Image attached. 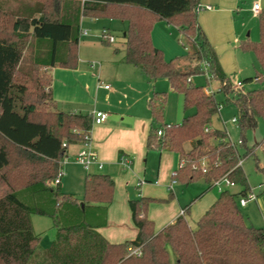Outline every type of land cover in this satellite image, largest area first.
Segmentation results:
<instances>
[{
    "label": "trees",
    "instance_id": "1",
    "mask_svg": "<svg viewBox=\"0 0 264 264\" xmlns=\"http://www.w3.org/2000/svg\"><path fill=\"white\" fill-rule=\"evenodd\" d=\"M8 1L9 9L7 0H0V264H264V228L247 224L238 208L239 198L250 190L238 160L250 150L240 157L226 130L210 127L222 102L194 84L191 76L203 74L201 62H208L218 92L236 107L241 133L264 120V86L245 90L231 85L198 24L199 0H50L30 7L22 0ZM82 17L126 20L123 61L135 66L147 82L166 78L171 89L182 94L184 115L170 126L162 120L165 93L154 91L147 100L153 126L146 146L178 153L172 180L188 184L202 177L210 188L216 179L226 177L242 186L237 192L219 191L196 228L191 229L180 214L155 231L146 214L150 199L140 197L128 200L135 237L110 242L98 228L107 222L112 177L86 174L81 198L52 183L67 146L87 141L92 114L57 110L51 78L48 74L41 83L38 70L76 67ZM256 17L258 40L238 43L240 50L253 52L259 66L245 80H260L264 74V9ZM156 20H165L182 33L185 60L177 61L179 56L167 60L152 44ZM30 36L46 50L43 57L36 55L31 72L23 73L17 66ZM43 95L50 108L43 106ZM158 129L163 133L157 134ZM187 141L190 147L185 150ZM201 157L204 171L199 167ZM31 214L50 216L56 229L52 244L42 252L36 250L39 237ZM128 247H139L140 253L130 254Z\"/></svg>",
    "mask_w": 264,
    "mask_h": 264
},
{
    "label": "rangeland",
    "instance_id": "2",
    "mask_svg": "<svg viewBox=\"0 0 264 264\" xmlns=\"http://www.w3.org/2000/svg\"><path fill=\"white\" fill-rule=\"evenodd\" d=\"M36 1L47 2L50 0H22V3L30 7ZM254 2L259 3L260 10L264 9V0H262V3L261 0H226L220 2L221 4L216 0L210 2H202L199 0L201 7L197 13L198 24L207 36L216 55L217 62L228 76L231 85L236 87V82L241 81V87L245 90L264 86V74L260 80H245L246 78L254 76L259 71V66L253 52L240 50L238 44L233 41L235 38L240 40L248 38L251 41L258 40L259 30L257 18L256 14L251 11ZM8 3L9 1L7 0L5 4L7 9L11 7L10 3ZM206 5H210V9L217 10V12H209V9L204 8ZM202 19L205 20L209 33L201 26L200 20ZM79 24L81 31L76 50L78 57L77 64H80L82 70L89 71L90 76L88 75L87 77L92 78L90 80L91 87H93V95L95 89H97L98 105H108L110 108H106V110L112 112L116 109L122 110L130 102H135L136 97L141 93L147 105V100L152 96V91L164 92L166 99L162 114L163 122L175 124L181 121L183 116L182 94L172 92L169 88L168 80L163 77L157 78L153 83L141 82L140 79L137 80L135 78L136 70L133 68L135 66L122 61L124 44L120 39L124 38L125 27L123 25H126L125 20L116 18L109 20L107 17L98 19L82 17ZM103 26H109L110 33L116 37L115 42H104L105 40L101 36ZM151 40L153 45L158 46L162 50L165 59L169 60L179 56L176 59L177 61L185 60L184 55L186 54V50L183 45L185 38L174 25L167 23L165 20H156L151 29ZM45 50L46 45L44 43L39 44L32 36L28 37L17 70L23 73H30L36 55L39 54L40 57H43ZM99 64L103 65L101 73L98 71ZM124 67L131 69V77L133 81L140 83V89L130 81L128 73H125L123 70ZM115 71H117V77L119 78L118 88L122 93L118 94L119 96L113 95L108 99L106 93L111 87L105 90L102 84H108L109 86L111 84L113 86L110 76ZM38 72L42 77L40 82L44 83L45 77H48L45 67H41V70H38ZM97 78H100L103 82H99ZM191 80L194 84L201 85L202 87H206L207 85L211 86L214 89L215 98L222 102L219 114L214 115L210 127L226 130L229 140L235 144L240 157L247 150H250L241 159V168L245 174L249 189L256 193L258 198L264 199V120L260 118L255 127L241 133L237 121L231 120V118L236 117L235 106L232 102H226L225 95L218 92V82L214 78L207 80L205 74H195L191 76ZM43 101L45 108L51 107L50 100L44 95ZM89 105L93 107V103ZM89 105L86 103L81 104V112H86L90 108ZM57 108L61 110V107L58 105ZM67 110L69 111L70 109H66L65 111L67 112ZM95 125L93 123L92 127ZM151 126L153 125L150 121L148 129ZM87 135L91 137L90 130L87 131ZM209 141L212 140L210 139ZM77 146L76 144H70L68 154L61 158L60 169L63 175L60 180V185L63 192L71 193L77 198H81L84 193L85 175L98 169L93 167V165H90L89 169H84L76 161L75 152ZM183 146L185 150L189 149L190 142H185ZM145 150L146 153L140 159V162H137V158L120 153L118 160L109 163L110 173L108 172V174L111 175L115 182L112 203L114 205L117 204L118 207L122 206L120 210L123 212L127 204L126 197L131 199L136 198L137 194H139V198L146 197L150 199L148 207L152 205L151 203H155L154 205L163 208L174 201L179 209L178 201L182 204L190 202L189 209L185 213V218L191 228H196L197 221L202 214L201 212H204L209 206L205 205L207 207L201 209L204 208L202 206L205 201L211 199L210 202H212V199L214 201L219 194L217 184L213 185L201 196H197L205 187L202 177L186 185L179 181H171L169 177L171 171H169L167 180L161 181L156 175L159 164L161 161L169 163L173 160L177 164L178 160L175 152L162 147L148 148L146 146ZM122 155L128 159V166L123 165L121 162L120 158ZM205 164L204 157H201L199 167L202 169L205 167ZM98 172H105V169L98 170ZM114 176H116V179ZM219 186L221 189H227L233 192L242 189V186L238 183L225 185L223 181ZM169 188L172 190V194ZM148 207L147 209H149ZM238 208L247 224L264 227L263 219L254 201H248L246 206H241L238 203ZM113 218L112 216L111 219L113 220ZM113 222L110 221L111 226H113ZM31 224L34 233L39 237L36 250L42 252L52 244L55 239L56 229L53 226L51 217L46 215L31 214ZM110 224L108 223L109 226ZM128 226L130 227L129 224Z\"/></svg>",
    "mask_w": 264,
    "mask_h": 264
},
{
    "label": "crops",
    "instance_id": "3",
    "mask_svg": "<svg viewBox=\"0 0 264 264\" xmlns=\"http://www.w3.org/2000/svg\"><path fill=\"white\" fill-rule=\"evenodd\" d=\"M201 1L210 2L212 0H201ZM216 1H219L220 3L226 0H216ZM261 3H262V0H261ZM209 12L214 13V12H217V10L209 9ZM200 21H201L200 24L203 27V29L206 32H208L207 30L208 28H207V24L205 20L202 19ZM123 27H125V32H126L127 21H126V25H123ZM102 28H107L110 32L109 26H103ZM115 41H116V37L113 42ZM120 41L124 44V38L120 39ZM233 41H235V43L238 44L240 39L235 38ZM113 42H109V43H113ZM123 54H124V50L122 53V61H123ZM133 68H135L136 70L135 78L137 80L140 79L141 82H147L146 80L142 78L139 70L136 67H133ZM101 69H103V65L99 64L98 71L100 73H101ZM45 70L47 71V73L49 74L51 78V91H52L53 99L55 100L56 108H57V105L61 107V110L59 111L66 112L65 111L66 109H70L69 111L67 110L68 113L80 112V113L93 114V112L96 110H102L108 113L107 119L104 122L96 124L95 126L91 127L90 129L91 137H89V144L92 147V149L95 150L97 159L102 163L101 168H98L96 164H93V167H95L98 170L105 169V172H98V170H94L93 172H90V173H105V174H108V172L110 173L109 163L118 160L120 153H125L126 155H130L133 158H137V162H140V159L146 153L145 142H146L147 134L149 132V129H148L149 123L150 121H152L150 111L148 109V106L145 103L146 101L142 97V93L136 97L135 102L133 103L130 102V104H127L125 107H123L122 110H117L115 108L116 110H113L112 112H110L106 110V108H110L108 105H98V96L96 93L97 89H95V93L93 95V87H91L92 85H91V80H90L92 78L87 77L88 75L90 76L89 71L82 70L80 67V64L79 65L77 64L76 67L74 68L62 67L58 65L53 66V67L46 66ZM123 70L125 73H128V77L130 81L140 89L141 87L139 86L140 83H137V81H133L131 77V73H130L131 69L124 67ZM86 77L89 79H87ZM97 80L99 82H103L100 78H97ZM110 80L113 83V86H111L110 84L111 89H109V91L106 93V97H108V99H110L113 95H118L122 93V91L118 88L119 78L117 77V71H115L114 74L110 76ZM154 81L150 83H153ZM169 88L172 92H174L171 89L170 84H169ZM105 90H108V89H105ZM152 94H153V91H152ZM84 103L88 105L93 103V107L89 105L90 108H88L86 112H81L82 109L80 105ZM235 110H236V107H235ZM182 112H183L182 114L184 115L183 108H182ZM218 114H219V111H218ZM235 116H236V111H235ZM76 146H77V150H76L77 152L81 148L82 145L76 144ZM69 147L70 145L67 146L65 155L68 154ZM175 154L178 160L177 164L175 160L169 163L165 161L164 162L161 161V163L159 164V167L156 171V175L158 176V179H160L161 181L167 180L169 171H171L170 172L171 174L169 175V177L171 178L170 180L172 181L171 175L173 171L178 167V164H179L178 153L175 152ZM114 178L116 179V176H114ZM204 186L205 187L203 188V190L197 196H201L205 191L209 189L207 188L208 185L206 184V182H204ZM114 187H115V182H114ZM169 190L172 194V190L170 188ZM138 196L139 194L136 195V198H132V199H137L139 198ZM129 199L131 198L126 197L127 204H126V207H124L123 212L120 210L122 206L118 207V205L117 204L114 205L112 201H111L112 204L110 203L108 205L107 221L109 224H110V221L112 222L114 221L113 226H111V224L109 226L108 223L106 222L104 226L98 228V231L110 242H123L125 240H131L136 235V228L134 227L131 221L130 209H129V206H127ZM210 201L211 199H209L208 201H205V203L202 206L204 208H201V209H205V207H207L205 205L210 206L213 202V199H212V202ZM251 201H254L256 203L258 210L261 214V217L263 219V225H264V199H260L257 196L256 200H251ZM151 204H150L151 206L148 207L149 209H147L146 214H147V217L153 221L155 231H158V229H161L162 227L170 223H173L175 219L180 215L179 211L181 209L184 210L182 215L185 216V213L188 211L189 206H190V202L186 204H182L179 201H178L179 209L176 206L177 204L174 201L170 203L169 205H167V207H163V208L158 207L157 205H154L155 203H151ZM246 204L241 205V206H246ZM112 216L114 217L113 220L111 219ZM128 224L130 225V227L128 226ZM189 227L191 228L190 225Z\"/></svg>",
    "mask_w": 264,
    "mask_h": 264
},
{
    "label": "built area",
    "instance_id": "4",
    "mask_svg": "<svg viewBox=\"0 0 264 264\" xmlns=\"http://www.w3.org/2000/svg\"><path fill=\"white\" fill-rule=\"evenodd\" d=\"M200 7L201 6L199 5V8ZM204 8L210 9L211 6L206 5V6H204ZM251 10L254 13H258L260 11L259 3L254 2L252 7H251ZM101 36H102L103 40L108 41V42H113L115 40V37L109 32V30L107 28L101 29ZM201 66L203 69V74L206 75V79L208 80L210 78H213L212 74L208 70V67H209L208 62L203 60L201 62ZM236 86L237 87L242 86L241 81H237ZM102 87H104L105 89L110 88V86L108 84H102ZM203 90L208 94L214 93V89H212L211 86H208V85L206 87H203ZM220 107H221V105H218V111H219ZM107 116H108V113L106 111H102V110L94 111L92 114V124L93 123L99 124V123L104 122L107 119ZM231 120L236 121V117L231 118ZM166 126H170V124H166ZM162 133H163L162 129L157 130V134L160 135ZM85 138L87 141L82 144L81 148L75 154L76 161L78 163H80L84 169H89L90 165H93V164H96L98 166V168H101L102 163L97 159L95 151L92 149V147L89 144V136L87 135V132L85 133ZM62 145H63V147L66 146L65 143H63ZM120 160L123 163V165L128 166L129 161L125 156L122 155ZM238 165H241V159L238 160ZM204 169H205V167L202 168V171H204ZM62 175H63V172L61 169H59L56 176L53 178L52 183L53 184L60 183ZM222 181L225 183V185H231L233 183L226 177H220V178L216 179L214 181V185L217 184L219 191L223 190L219 186ZM256 198H257V195L252 190H249L245 196H242L239 198V204L245 205L248 201L256 200ZM183 212H184V210L181 209L180 214H183ZM127 250L129 251L130 254H139L140 253L139 247H128Z\"/></svg>",
    "mask_w": 264,
    "mask_h": 264
}]
</instances>
